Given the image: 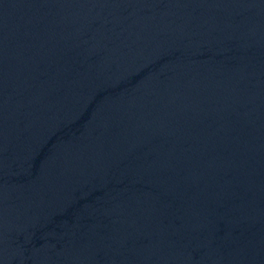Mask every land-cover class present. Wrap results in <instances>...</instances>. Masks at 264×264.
Masks as SVG:
<instances>
[{"label":"water","instance_id":"water-1","mask_svg":"<svg viewBox=\"0 0 264 264\" xmlns=\"http://www.w3.org/2000/svg\"><path fill=\"white\" fill-rule=\"evenodd\" d=\"M0 264H264V0H0Z\"/></svg>","mask_w":264,"mask_h":264}]
</instances>
